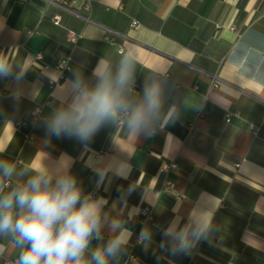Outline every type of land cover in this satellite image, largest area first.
I'll return each instance as SVG.
<instances>
[{
	"label": "crops",
	"instance_id": "obj_1",
	"mask_svg": "<svg viewBox=\"0 0 264 264\" xmlns=\"http://www.w3.org/2000/svg\"><path fill=\"white\" fill-rule=\"evenodd\" d=\"M70 8L0 0V56L15 72L26 70L19 102L10 95L16 82L0 80V160L18 172L70 167L86 194L103 198L108 217L126 221L131 241L151 227L152 247L136 244L137 261L125 262L126 255L121 264H264V0H92L89 10L78 0ZM68 30L79 34L75 43ZM125 54L138 61L137 93L148 79L163 85L150 134L113 120L87 142L49 136L50 114L72 98V73L93 83L100 57L115 62ZM62 56L70 57L71 71L59 79L53 66ZM164 162L176 166L161 172ZM30 175L5 183L12 188ZM145 206L152 220L141 226ZM204 211L214 215L211 244L191 255L158 250L171 223L191 224ZM0 245L7 248L0 264H15L11 237H0Z\"/></svg>",
	"mask_w": 264,
	"mask_h": 264
},
{
	"label": "clouds",
	"instance_id": "obj_2",
	"mask_svg": "<svg viewBox=\"0 0 264 264\" xmlns=\"http://www.w3.org/2000/svg\"><path fill=\"white\" fill-rule=\"evenodd\" d=\"M137 64L134 57L126 54L115 62L102 56L92 69L93 83H88L80 71H74L72 98L50 114L47 134L87 142L108 122L120 117L129 132L150 134L152 121L163 109V85L158 79H148L137 93ZM25 75L26 70L15 72L11 62L0 56V80L16 82L10 93L16 102L24 94L20 81ZM168 116L171 118L172 113ZM28 173L31 175L24 183L7 187L6 180L14 174ZM133 190L130 186L127 194ZM121 202H126L124 197ZM105 206L103 198L94 199L83 191L70 167L57 171L29 165L18 172L14 164L0 160V237H11L18 249L15 264H121L132 246L133 232L121 217H108ZM213 220V213L204 211L191 224L171 223L163 231L158 250L172 256L191 255L202 242H213ZM94 240L98 242L95 246ZM153 242V229L142 227L136 244L148 251ZM6 251L0 245V257Z\"/></svg>",
	"mask_w": 264,
	"mask_h": 264
},
{
	"label": "built area",
	"instance_id": "obj_3",
	"mask_svg": "<svg viewBox=\"0 0 264 264\" xmlns=\"http://www.w3.org/2000/svg\"><path fill=\"white\" fill-rule=\"evenodd\" d=\"M23 1H27V0H23ZM47 3L49 4H57L61 7H66V8H69L71 9L72 11H74L72 7L78 0H46ZM82 1V5H83V8L85 10H89L90 9V6H91V2L92 0H81ZM51 20L54 24H57L59 25L60 24V20H61V17L59 14H53L51 15ZM79 37V34L73 30H68L67 31V40L71 43H75L76 40L78 39ZM120 52L122 51V49L119 50ZM35 58L38 60V61H41L42 60V54L41 53H38ZM43 67H46L45 64H42ZM54 69L57 71V74H58V78L59 79H63L66 77V75L71 71V64H70V57L69 56H62V57H59L55 64H54ZM53 84V82L51 83ZM135 88H137V84L135 83ZM137 90V89H136ZM39 112V107H37L34 111V116L37 115V113ZM227 121L229 120V117H227L226 119ZM116 124L117 125H122L124 123V120L122 117L120 118H117L115 120ZM22 124H24L23 121H19L17 122V126H21ZM26 138L28 140H31L32 139V135L27 133L26 134ZM176 166V164L174 162H164L161 164L160 166V171L161 172H164V171H167L171 168H174ZM162 190L163 191H166V192H169L170 191V187L168 185V182H165L164 185L162 186ZM152 220V211L149 207H142L139 211V217H138V223L141 225V226H144L145 224L149 223L150 221ZM136 240H133L131 241V247L129 249V253L128 255L126 256V259H125V262H128V261H137V256L133 253V248L134 246L136 245Z\"/></svg>",
	"mask_w": 264,
	"mask_h": 264
}]
</instances>
